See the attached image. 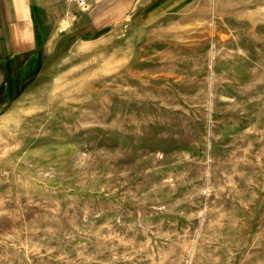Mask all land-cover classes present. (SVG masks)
<instances>
[{"label":"rangeland","instance_id":"rangeland-1","mask_svg":"<svg viewBox=\"0 0 264 264\" xmlns=\"http://www.w3.org/2000/svg\"><path fill=\"white\" fill-rule=\"evenodd\" d=\"M41 20L52 62L0 65V264H264V0Z\"/></svg>","mask_w":264,"mask_h":264},{"label":"crops","instance_id":"crops-1","mask_svg":"<svg viewBox=\"0 0 264 264\" xmlns=\"http://www.w3.org/2000/svg\"><path fill=\"white\" fill-rule=\"evenodd\" d=\"M53 1L0 0V65L6 74H28L52 62L48 31L38 27Z\"/></svg>","mask_w":264,"mask_h":264},{"label":"built area","instance_id":"built-area-1","mask_svg":"<svg viewBox=\"0 0 264 264\" xmlns=\"http://www.w3.org/2000/svg\"><path fill=\"white\" fill-rule=\"evenodd\" d=\"M81 11L89 10L92 2H96L98 0H71Z\"/></svg>","mask_w":264,"mask_h":264}]
</instances>
